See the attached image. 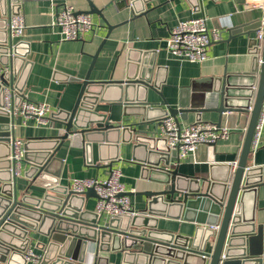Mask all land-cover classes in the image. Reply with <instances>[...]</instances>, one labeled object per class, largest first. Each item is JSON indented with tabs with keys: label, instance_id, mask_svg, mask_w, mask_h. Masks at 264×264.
Returning a JSON list of instances; mask_svg holds the SVG:
<instances>
[{
	"label": "water",
	"instance_id": "95a60500",
	"mask_svg": "<svg viewBox=\"0 0 264 264\" xmlns=\"http://www.w3.org/2000/svg\"><path fill=\"white\" fill-rule=\"evenodd\" d=\"M22 1L0 0V64L9 70L0 84V264H113L115 256L121 264H262L264 233L254 217L262 169L248 163L264 107V41L260 47L256 39L251 40L256 66L244 88L229 77L213 79L205 89L208 96L204 105L197 100L199 96L193 95L190 100L181 97L176 108L170 106L161 93L159 70L154 63L139 65L140 53L138 57L131 53L125 81L98 83L88 76L74 109L51 114L57 137L40 144L25 143L24 162L31 164L25 176L45 191L41 196L21 195L9 160L16 116L3 107L6 85L16 91L14 107L19 106L32 67L27 59L30 51L22 50L23 43L11 40L8 31L10 16L21 15ZM152 1L124 3L141 14ZM187 1L196 12L201 11L203 0ZM90 7L91 11L78 14L101 15L91 3ZM263 18L257 21L255 30L263 27ZM197 85L194 83L192 94L200 92ZM150 91L159 93L163 103H149ZM102 104L125 105V115L131 109L143 117V122L158 121L159 126L169 116L180 124L193 113L197 122L202 121L204 112H217L222 117L238 114L240 119L248 114L238 167L233 171V165H227L220 174H211L209 180L180 176L170 169L178 153L170 150L165 138L131 126L113 125L108 114L96 111ZM66 140L84 148L89 165L102 163L110 169L120 160L122 145H132L133 161L144 166L142 180L163 188L137 193L146 197L147 205L143 211L135 210L136 215L104 220L102 215L85 210L87 199L98 198L94 189L77 195L69 187L48 180L54 155ZM161 218L182 219L199 228L193 237L178 236L159 229ZM212 226H220L219 231H213ZM35 235L46 240L35 244L43 253L38 263L29 262L25 256Z\"/></svg>",
	"mask_w": 264,
	"mask_h": 264
},
{
	"label": "crops",
	"instance_id": "0c3cea01",
	"mask_svg": "<svg viewBox=\"0 0 264 264\" xmlns=\"http://www.w3.org/2000/svg\"><path fill=\"white\" fill-rule=\"evenodd\" d=\"M90 3L101 13L91 15L93 30L85 33L78 41H62L59 30L51 27L54 17L66 6L74 7L78 13L89 12ZM202 15L209 19V30L220 33V40L208 49V60L193 64L174 58L167 47L172 29L182 21ZM21 16L24 17L27 29L24 36L14 42L23 43L22 50L30 51L27 59L32 63L21 97L23 100L50 106L54 114L74 109L88 76L92 82L98 83L125 81L132 52L136 53V57L140 53L139 65L154 63L155 69L159 70L161 93L173 108L177 107L181 97L190 100L193 95L199 96L197 100L204 105L208 96L205 89L213 79L229 77L232 83L243 89L256 66L251 40L257 36L258 30L255 28L257 21L264 17V11L247 5L245 0H203L200 12H196L187 0H153L141 14L126 7L124 0H23ZM194 83L198 84L200 90L197 94L191 91ZM148 101L163 103L159 93L154 91L149 92ZM125 108V105L102 104L96 111L108 114L113 125L131 126L133 130L154 136L157 133V137L160 136L158 121L143 122V117L131 109L125 115ZM200 119V122L230 128L232 133L229 139L218 141L212 146L201 145L194 155L180 162L172 159L170 169L178 171L183 177L209 180L211 174H220L226 170L227 165L239 161L250 117L245 114L240 119L238 114L222 117L217 112H204ZM194 123H199L194 113L180 120L182 126ZM14 129L15 138L24 145L29 141L38 144L50 141L58 134L52 121L40 124L35 118L22 116H16ZM119 155L120 160L114 162L111 169L102 163L89 165L84 148L72 140H66L54 155L56 160L50 166L48 180L70 188L74 179L105 180L112 170H119L127 193L133 195L131 201L134 209L143 211L147 199L136 194L163 187L142 180L144 166L133 161L132 145H122ZM248 166L262 169V183L254 200V217L264 233V130L260 148L254 155H250ZM30 167L31 164L23 162L21 176L16 181L17 191L21 195L27 193L41 196L45 190L25 176ZM162 167L167 169L164 164ZM85 210L97 213V199H87ZM102 216L104 220L110 219L108 215ZM198 228V224L182 219L161 218L159 221L161 231L183 237H193ZM34 239L29 249L41 256L43 253L35 248V244L46 240L37 235ZM113 264H121L119 256H115Z\"/></svg>",
	"mask_w": 264,
	"mask_h": 264
},
{
	"label": "built area",
	"instance_id": "2783aa9c",
	"mask_svg": "<svg viewBox=\"0 0 264 264\" xmlns=\"http://www.w3.org/2000/svg\"><path fill=\"white\" fill-rule=\"evenodd\" d=\"M245 2L247 5H253L264 11V0H245ZM208 20V17L202 15L192 20L182 21L174 27L167 43L169 53L180 61L193 64L206 62L209 47L220 40L218 31L209 30ZM51 27L59 30L62 41H78L85 33L93 30L94 25L91 15L78 14L74 7L66 6L54 17ZM26 29L23 16H10L8 31L11 40L15 41L22 38ZM255 39L261 47L264 41V21L263 27L258 30ZM8 71L6 67L0 64V84H3L2 77ZM4 88L3 110L5 112L29 119L35 118L40 124H48L51 121L52 110L50 106L22 100L19 106L15 108L16 91L9 85ZM263 130L264 107L255 128L250 155H254L260 148ZM231 133L230 128L213 123L199 122L182 126L171 116L164 118L160 125V137L167 140L172 152L178 153L179 162L194 155L201 145L212 146L218 141L229 139ZM23 145L24 143L16 138L10 142L12 151L9 160L12 162L11 172L14 178L20 177L22 173L25 154ZM232 164L235 169L238 167V161ZM121 179V171L112 170L109 178L105 180L74 179L70 191L77 195H84L88 190L94 189L98 197L97 213L100 215H108L110 218L128 214L136 215L137 212L132 205L131 197L127 195ZM211 229L218 232L220 226H212ZM25 256L29 262L34 263H38L41 258L31 249L26 252Z\"/></svg>",
	"mask_w": 264,
	"mask_h": 264
}]
</instances>
